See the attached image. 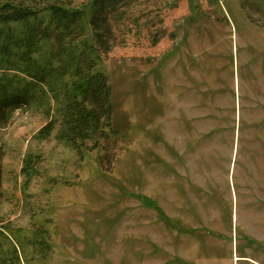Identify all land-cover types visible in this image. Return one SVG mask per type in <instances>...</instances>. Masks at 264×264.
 <instances>
[{
    "label": "rangeland",
    "instance_id": "rangeland-1",
    "mask_svg": "<svg viewBox=\"0 0 264 264\" xmlns=\"http://www.w3.org/2000/svg\"><path fill=\"white\" fill-rule=\"evenodd\" d=\"M145 1L156 44L144 29L105 54L89 28L80 39L111 86L95 148L33 138L42 107L0 127V221L46 229L30 264H264V17L240 0Z\"/></svg>",
    "mask_w": 264,
    "mask_h": 264
},
{
    "label": "trees",
    "instance_id": "trees-1",
    "mask_svg": "<svg viewBox=\"0 0 264 264\" xmlns=\"http://www.w3.org/2000/svg\"><path fill=\"white\" fill-rule=\"evenodd\" d=\"M240 1L264 17V0ZM145 2L87 0L85 9L71 0H0V127L17 108L42 107L47 121L33 138L48 139L56 130V139L77 152L87 149V141L95 148L97 137L112 130L111 86L80 39L89 28L91 47L105 54L133 29H144L156 44L166 29L157 17L140 23L143 11L136 8ZM2 155L0 148V160ZM1 174L0 166V184ZM48 237L43 227L21 235L0 221V264L45 258Z\"/></svg>",
    "mask_w": 264,
    "mask_h": 264
}]
</instances>
